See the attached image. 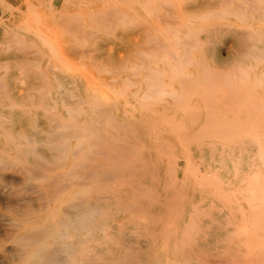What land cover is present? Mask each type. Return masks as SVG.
<instances>
[{"label":"rangeland","instance_id":"374dc122","mask_svg":"<svg viewBox=\"0 0 264 264\" xmlns=\"http://www.w3.org/2000/svg\"><path fill=\"white\" fill-rule=\"evenodd\" d=\"M166 1L0 0V264H26L24 247L26 250L27 248L20 239L24 233H27L28 227L31 225L26 220L28 217L40 220L49 214L47 195H43L45 194L46 182L47 184L50 183L52 188L54 182H56L55 187L60 186V181L57 179L61 177L53 176L52 173L56 175V172H58L55 171L54 173L53 169L56 170L58 166L61 169L68 168L71 164L72 155L64 157L63 151L57 154L51 148L50 140L53 139V136L55 137L54 140H61L64 132L73 131L61 126L63 123L61 118L68 123L65 118L70 116V111L66 110V106L86 110V112L82 110L79 113L81 119L83 117L89 118L88 114L94 113L95 110L99 113L98 120L102 119V121L93 122L90 129V131H93L97 126H100L95 131L97 134V131L100 130L102 135L99 134L100 132L97 135L95 134L93 141L90 140L83 151L79 152L75 139L70 143L68 150L77 152L76 160L79 161L83 154H86V157L89 153L90 155L96 154V151L95 158L99 159L100 151H93L91 148L95 145H92V142L99 140L97 141L99 144L101 140L106 153L104 157H100L102 160L100 161L102 163H100L102 165L100 167L102 169L105 166V171H103V168L102 171L100 169L97 172L100 174L106 172L103 174L104 176L120 173V177L115 180L117 185L111 182L114 179L107 183V177L101 179L104 176L99 174H97V177L101 181L97 177H95L97 179L95 180L93 178V167L95 166L98 169L96 165H99L97 163L99 160H92L93 165L95 164L94 166L91 164L93 167L89 164V161H86L88 164L85 163L86 166L84 165L83 168L86 172L85 176L83 175L80 178L85 181L83 183H86V185H90V181H87L89 183L87 184L86 179L88 180V177L91 179V185L87 186L91 189L90 196L97 200L100 199V202L95 204H99L104 215H112L115 206L123 207L122 203L109 204L115 198L121 196L125 201H131L130 203L133 206L138 204L132 209L133 211L135 208L138 209H135L137 211L135 216L137 217L126 207L116 211L113 217H110L108 222L110 232L108 231V239L104 242L105 245L118 246V237L121 236V233H124L127 244L143 243L155 237L157 240L156 245L159 247L165 245L169 235L177 233L180 236H189V239L183 240V242L195 245L198 252L201 250L200 248L206 251L205 258L198 256L197 260L202 261L204 258L208 264H212L220 258L235 257L234 245L236 243L243 244L247 241L234 238L237 234L247 236L249 233L247 234L245 231L249 232V226L253 225L249 221V209L246 202L242 201V198L239 197L240 193L235 191V187L231 184L235 181L230 176L218 179L210 172L214 164L210 165L213 162L209 159V156H206L207 153L204 151L209 148L207 139L199 142L189 139L186 142L189 134L204 130L202 127L203 121L193 122L188 110L191 113L192 111L206 112L207 96L211 98V96L214 97V94L216 96L215 100L223 99L225 101H220L219 108H225L226 100H229L228 93H231L230 99L234 98V94L239 89L238 82L235 84L230 82V88H228L227 83L218 88L216 81L202 78L204 75L203 70H205V73L213 70L216 66V64L215 66L212 64L214 59H217L224 68H227L235 57H242L241 53L235 48L240 39L248 35L249 28L247 27L249 24L256 23L260 25L263 23L264 0H254L256 3L258 2L257 5L259 6L256 5L257 7L254 8L253 5L251 7L247 4L249 0L247 2H244L245 0H235V2L229 0L228 3L227 0H225L226 2L222 0H170L166 3L167 7H162V4L166 5ZM251 1L249 2L251 3ZM255 2L254 4H256ZM237 3L242 5L238 6ZM241 7H245L246 11ZM153 9L156 12H153ZM223 9L228 10L229 13L226 10L223 11ZM171 11L174 15L167 14ZM247 14H249V17ZM204 17L209 18L204 19ZM180 25L181 27H179ZM239 26L241 27L239 28ZM162 29L164 31H161ZM149 35H152L151 39L154 38L153 43L157 41V45H154L153 48ZM156 37H161L160 42L155 41ZM168 39L170 42L167 41ZM173 44L176 46L175 48H173ZM166 46H168V49L173 48V50L170 49L172 52L178 50L177 56L180 60L181 54H184L182 58L184 57V62H189L190 66L189 63H184L183 60L178 59L177 62L184 65L185 68H181V66L176 68L177 56L175 55L176 58L172 57L174 58L172 59L171 54H169L170 50L168 51L167 48L166 55H164V47ZM186 47H188V50L191 48V51H185ZM152 49L155 50L152 53H156L150 55L151 57L148 55L150 58H145L147 54H151ZM144 53L147 54L142 57ZM156 55L160 59L155 57ZM202 55L207 58H203L204 63L200 61ZM162 56L165 57V60ZM166 58L169 60L167 61ZM135 63H137L136 66ZM137 65L142 67H139L138 71L135 70L136 67L138 68ZM185 65H188V67ZM157 69L160 70V75L163 74L160 73L161 71L165 73L162 76H164V83L168 84L164 85L167 90L182 92V99L180 98L179 102L178 98L169 95L160 99L157 98L153 102L141 99L142 93L149 86L148 82L146 84L147 80H144L146 74L148 75L147 78L151 77L152 74H158ZM172 69L173 71L176 70L181 77L184 75L190 76L189 79L191 78L192 81L189 79L187 81L186 76L185 78L182 77L183 79L179 77L176 79L174 77L175 80L171 79ZM137 72H139L138 75ZM125 80L126 82L127 80L130 81L126 83ZM160 80H162V77H160ZM133 81L134 84H137L132 86L133 83L130 82ZM128 85H131V87L128 88ZM107 88L112 91V88H114V91L112 92ZM100 90L101 92H99ZM100 93L102 94L100 95ZM206 93L207 96L203 98L202 95ZM103 96L110 101H105L106 99ZM97 98L98 103L96 102ZM92 99L96 101L91 102V104ZM205 100L206 103H204ZM213 100L209 101L208 104H213ZM99 101L102 103L100 104ZM95 102L97 103L96 106L101 108H97ZM140 102H143L142 106ZM145 105L150 107L146 110ZM211 105H208V107L212 108ZM140 106L145 109L141 110ZM230 106L232 105L227 104L226 108H230ZM181 108L182 110H180ZM99 109L103 112L100 113ZM108 111L113 120L105 114H108ZM55 113L57 115L54 117ZM58 115L62 117H60L57 124L55 118ZM172 115L173 120L170 119ZM166 117H169L167 122L172 121L174 125L172 123L167 124ZM109 123L114 127L113 130H118V132L115 131L116 135H114L119 136L116 138L117 140H115V137L110 138L109 136L111 134V137H113V131L110 134L108 133L111 130ZM123 125L126 130L121 128ZM104 128H106L105 132ZM173 128L174 130H172ZM12 132L25 135V139L12 140L9 136ZM102 138L104 140L107 138V141L102 140ZM35 139L39 140V143H36L38 144L36 151L34 149L31 152L28 150L33 145L30 142ZM48 140L50 141L48 142ZM138 140L142 145L136 142ZM108 141L116 147V152L118 150L119 155L124 154L123 157L125 156V158L118 156L117 159L119 160L113 159L112 156H116V152L112 151L110 154V149H113V147ZM130 141H135L132 143H135L136 147L129 144ZM101 143L100 146H102ZM89 144L92 146L90 145V147ZM120 146L126 147L125 151H119L118 147ZM166 146L170 147L166 148ZM93 148H98V145ZM103 151L101 152L104 153ZM168 152L169 155H174L175 159L172 162H176L177 166L180 167L178 171L172 170V165L169 166L168 159L170 157L167 154ZM34 155L35 157L39 156L38 158L41 160L34 159ZM59 155L64 157L63 163H60L62 158L56 159V156ZM90 155L87 158L91 163ZM187 157H191L190 162L193 163L194 168L198 167L197 169H200L201 172L205 171L206 176L201 178L202 180L199 178L200 182L197 178V181H195L191 170H186ZM87 158L84 159V162ZM41 161L46 164H40ZM57 162L58 164L55 166ZM50 163L55 164L53 165L54 168H52L53 166L50 169L48 168ZM132 163H136V165L133 166ZM108 164L113 166L110 167ZM124 164L128 166L125 167ZM116 165L117 167H115ZM118 165L121 166V169ZM131 165L136 168L134 174L132 172L134 168L132 169ZM38 167H43L46 177L48 173L50 176L47 178L44 176L43 180L41 176L43 172ZM59 167L57 169L60 171ZM89 168L92 169L88 171ZM129 168L132 169L131 172L128 170ZM211 175L212 177H210ZM50 178H54V180L52 179L53 183L49 181ZM62 180L61 183L66 182L67 185L70 183L66 181L67 179ZM81 180H79L80 183ZM96 181L101 185L105 184L102 190L98 187L95 188ZM110 182L113 184L108 187ZM68 187L71 188V186ZM181 188L182 194H179L176 189L181 192ZM41 189L42 194L40 193ZM149 191L151 192L149 193ZM65 197L67 204L75 199L71 198L69 193H66ZM153 199L155 201L151 202ZM44 200L46 203L43 202ZM168 202L171 203L170 206ZM240 203L244 204L242 211L239 209ZM69 205L70 209L74 210V206ZM142 210L146 213L145 215L142 214L144 213ZM236 222L239 224L238 231L237 234L233 235L232 232L228 231V227L236 224ZM168 226L175 227L174 230L171 229L173 233ZM190 226H199L200 228L199 230H191ZM80 235V233H74L68 239L71 241L76 239L74 245L78 246L79 237L77 236ZM102 235L103 232L100 231L97 237L100 238ZM179 240L176 242H182V239ZM94 241L92 240V242ZM59 254L60 257L64 256V253L59 252Z\"/></svg>","mask_w":264,"mask_h":264},{"label":"bare ground","instance_id":"6f19581e","mask_svg":"<svg viewBox=\"0 0 264 264\" xmlns=\"http://www.w3.org/2000/svg\"><path fill=\"white\" fill-rule=\"evenodd\" d=\"M167 1L170 2V0H167ZM167 1L165 2V4L167 3ZM222 1L226 2L225 0H222ZM247 1L248 0H245L244 2H247ZM249 1H251V0H249ZM249 1L247 2V4H249V6L252 7V5H253V8L258 6L257 5L258 2L256 3L253 0L256 4H254L253 1H251V3L253 2V4H251ZM144 2H145V0H144ZM228 2H229V0H227V3ZM234 2H235V0H234ZM161 3H162V1H161ZM153 4H154V2H153ZM237 4H238V6L242 5L240 3H237ZM145 6H146V4H145ZM162 7H167V4L166 5L162 4ZM235 8L237 9V6ZM244 8H242V9H244ZM224 10H226V9H223V11ZM154 11L155 10L153 9V12ZM226 11H228V10H226ZM228 13H229V11H228ZM244 13H243V16H244ZM167 14L174 15V14H172V11L169 13L167 12ZM247 15L249 17V14H247ZM169 17H172V16H169ZM207 18H209V17H207ZM207 18L204 17V19H207ZM166 19H168V18L166 17ZM164 22H165V20H164ZM179 27H181V25ZM240 27L241 26H239V28ZM247 28H249L248 35L241 38L240 41L237 43V46L235 48L238 52L241 53L242 57H238V58L235 57L230 62V64L228 63L229 66L227 68H224L223 65H221V63L217 59H214V60H212L213 61L212 64H214V66L216 64V66L215 67L213 66L214 67L213 70L206 72V73H205V70H203L204 75L202 76V78H205L206 80L216 81L217 82L216 85L219 86L218 88H220L225 83H227L228 88H230V82H232L233 84L238 82V84H239L238 92L236 94H234L233 99H230L231 93H228L229 94L228 95L229 100H226V103H225L226 105L229 104L232 106H230V108H226V105H225V108L220 107L221 108L220 109L218 107V105L220 104V101H222V102H225V101L223 99L215 100V97H216L215 94H214V97L211 96V98L212 97L214 98V100L212 98L213 104L212 103H211L212 105L208 104V102L209 101L211 102L212 100H211L210 96H207V93H206L205 95L204 94L202 95L203 98H204V96L205 97L207 96V98H208V102L206 103V100L204 102L207 104V108H206L207 111L206 112H196V111L193 112L192 111V113H191L190 110H188L190 113V118L193 122L200 121V120L203 121L202 127L204 130L197 132V133H193L191 135L189 134V136H188L189 138L186 139V142L189 139H191L193 141H198V142L203 140V139H207V141H208L207 144L209 145V148H207L204 151H206V153H207L206 156H209V159L212 160V162H213L210 165L214 164V167H211L212 169H210V172L212 173L213 176L218 177V179L226 178V177L230 176L231 179H233L235 181V182H232L231 184L233 187H235V191L240 193L239 197L242 198L241 200L242 201L244 200L246 202V205L249 209V221L253 223V225L251 227L249 226V232H247V230L246 231L244 230L245 233H247V234L249 233L247 236L246 235L242 236V235L236 233L238 231L237 229L239 226V224H237V222H236V224L228 227L229 232H232L233 235L237 234L234 237L235 239L244 240V241L247 240V241H245L243 244L242 243H236L234 245L235 250H236L235 254H234V255H236L235 257L232 256L229 258H220L219 260L214 261V263L212 262V264H264V21L260 25L256 24V23H251V24H249V26ZM163 29L161 31H164ZM155 31H156V28H155ZM184 31H186V30H184ZM198 33H199V31H198ZM151 36L152 35H149L148 37H150L149 39L152 42V45H153L152 48H153L154 45H157L156 40H158L160 42L161 37H156L157 38V39H155L156 42L153 43L154 38L151 39ZM198 36H197V38H198ZM153 37H154V34H153ZM183 39H184V36H183ZM167 41L170 42L169 39ZM193 42H194V40H193ZM199 43L201 44V42H199ZM164 44L167 45V43H164ZM186 44H187V41H186ZM195 46H196V44H195ZM167 47L168 46L164 47V49H165L164 55H166V48ZM175 47L176 46L173 44V48H175ZM184 47H185V45H184ZM173 48H169V49L167 48V50L168 51L170 49L173 50ZM186 48H187V50H186ZM186 48L185 49L183 48V49L185 51H189V50L191 51V48L189 50H188V47H186ZM154 49H152L151 54L150 53L149 54L144 53V55L142 57H145L147 54V57H145V58H150L151 57L150 55L156 53V52L152 53L153 51L156 50V49L155 50ZM170 51H169V54H171V58L174 57L175 55L177 56L178 50L173 51V52L171 51L172 53ZM172 54H173V56H172ZM148 55L150 57H148ZM157 56L158 55H156L155 57H157ZM182 56H184V54L183 55L181 54V60L178 58V56H177V58L174 57V58H176V62L178 59L180 61L183 60V62H184L185 59H184V57L182 58ZM162 57H161V60H162ZM205 57L206 56L202 55V58L200 60L201 63L205 62L203 60V58H205ZM157 58L160 59V57H157ZM163 58L165 60V57H163ZM174 58H172V59H174ZM190 58L192 59V57H190ZM205 59H207V58H205ZM168 60L169 59H167V61ZM171 60H170V62H171ZM141 61L143 62V60H141ZM192 61H194V60H192ZM176 62H175L176 68H177V66H178V68L180 66H181V68L184 67V65H181L180 63H178V62L176 63ZM195 62H196V60H195ZM195 62H192V63H195ZM184 63H189V62L186 61ZM136 64L137 63H135V66H136ZM189 66H190V63H189ZM139 67L140 66H138V68L136 67L135 70L138 71L140 68H142V67H140V68ZM155 67H157V65H155ZM186 67H188V65ZM143 68H144V66H143ZM155 70H156V68H155ZM157 70H158L157 71L158 74L153 72L155 74H152L151 77L147 78L148 75L146 74V76H145L146 79H144V80H147L146 84L149 83V86L142 93L141 99H143L145 101L149 100L147 102H150V100L153 102V101H156L157 98L160 99L166 95H169V96H172L173 98H176V99L178 98V102H179L182 99V96H181L182 92L180 93L179 91H176V90H167L165 88L167 83L166 84L164 83V80H163L164 76H162L165 73L161 71L160 73H163V74L160 75L159 74L160 70L159 69H157ZM153 71H154V69H153ZM172 71H173V69H172ZM135 73H136V71H135ZM138 73L139 72H137V75H138ZM137 75H135V76H137ZM185 76L187 77L186 79L188 81L190 76L188 77L187 75H184L182 77L185 78ZM160 77H162V80H160ZM174 77H175V79L178 77L182 78L181 76H179V74L177 73L176 70L173 71V74H171V79H174ZM125 79H128V78H125ZM171 79H169V80H171ZM189 80H191V78ZM129 81L130 80H127L128 83H129ZM125 82H126V80H125ZM125 82H124V85L127 83V82L126 83ZM130 83H133L132 86L137 84V83L134 84V81L130 82ZM95 84L97 85V83H95ZM204 85L207 86V84H204ZM123 87H126V86H123ZM129 87H131V85H128V88ZM109 88H107V89H109ZM128 88H126V89H128ZM112 89L114 91V88H112ZM109 90L112 91L111 89H109ZM99 92H101V90ZM96 93H97V91H96ZM101 94L102 93H100V95ZM103 94H105V93L103 92ZM114 94H115V92H114ZM4 95H5V93H4ZM8 95H9V93H8ZM40 95H41V93H40ZM191 95L193 96V93ZM103 98H104V96H103ZM8 99H10V98L8 97ZM104 99H106L105 101H110V100H107V98H104ZM92 100L90 101V103L96 101V100H93V101ZM33 101H35V100H33ZM43 101H45V100H43ZM96 102L98 103V98H97ZM96 102H95V106L97 104ZM166 102H167V100H166ZM99 103L101 104L102 102L99 101ZM140 103L139 104L142 106L143 102H140ZM175 103H176V101H175ZM145 104H148V103H145ZM126 105H128V104H126ZM208 105H211L213 107L210 108V107H208ZM96 107L99 108L100 106H96ZM145 107L147 110L148 107H150V106L145 105ZM65 108H66V110L70 111V116H68V118H65V120L68 121V123L64 122L63 118H61V120L63 122L61 124V126L63 128L66 127L69 130H73V131L64 132L62 134L61 140H57V141L54 140L55 137L53 136L54 135L53 134L52 135L53 139H50L51 140V148L53 150H55L57 154L60 151H63L64 157H66L67 155H70V156L72 155V161H70L71 164L68 168H64V169L62 168L61 169L58 166L60 168V171H59V169H57L58 167L56 168V170L53 169L54 173H55V171H58V172H56V175H54L52 173V171L50 170L53 176H56V177L60 176L61 178L58 177L59 179H57L60 181V182L57 181L60 184V186H57L58 185V183H57V185H56L57 187H55L56 182L53 183V181H52V179L54 180V178H52V179L50 178L51 180H49L50 182L52 181L53 188L51 187L50 183L47 184V182H46L47 186L45 185L46 189L44 191L45 194H43V195H45V196L47 195L46 199L48 201V207H49L48 213L49 214L45 215L40 220H38V219L36 220V218L32 219V217H28V219L26 220V222L30 223L31 225L28 227L27 233H24L20 237V239L23 241L24 245H26V248H27V250H26L24 247V250L26 251L25 263L26 264H208L206 262V260H204V258H205L204 256L206 255V251L203 250L202 248H200V246H199V248L201 250L198 252L197 249L195 248V245H190V244H188V242H183V240L184 241L188 240L189 236H185V235L180 236L177 233L169 235L168 236L169 238L167 239L165 245H162L159 247L156 245L157 240L155 237H152L147 242H143V243L142 242H136L134 244H127L125 239H124V233H121V236L118 237L119 238L118 239V243H119L118 246H112V245H105L104 244V242L108 239V234L110 232L108 230L110 227V225L108 223L110 221V217H113V215L116 211H119L125 207L127 209L129 208L135 216L136 212H137L136 210H138V209L135 208L136 210L134 209V211L132 209L136 205L138 206V204H134V206H133L130 203L131 201L130 202L125 201L123 196L115 198L112 201V203H109V204L113 205L114 202H116L118 204L122 203L123 207L115 206L114 211L112 212V215H104L103 212L101 211L102 209L100 208L99 204L98 205L95 204L97 202H100V199L97 200L96 198H93L90 196V193H91L90 190L91 189L87 186L91 185V179H89V177L86 175L88 177V180L86 179V182L90 181V185H86V183H83L84 180H81L80 177H82L83 175L85 176L86 172L83 168H84L86 161H89V164L93 165L92 160H95V161L99 160V161H97V163H99V165H96V166H98V169H97V167L95 168V166H94L95 164L93 165L94 167L91 165L96 170L95 171L93 169V174H94L93 178L94 179H95V177H97V174L102 176L103 174L106 173V172L105 173L103 172V174H100L97 172L98 170L101 169L100 165L102 163L100 161H102V160L100 159V157L105 156L106 149L103 146V144L101 143V140H100L99 144L97 142L99 140H97V141L95 140L96 142H94V143L92 142V145L95 144V145H93V147H96V145H98V148L99 147L100 148L102 147V148L100 150L98 148H96V149L93 147L91 148L93 151H96V150L100 151L99 159L95 158L97 151L95 152L96 154H93V155H90V153L88 154L91 156L90 157L91 163H90V160H88V158H89L88 155H87V157H88L87 158L86 154H83L78 161V159L76 160L77 152L76 151L74 152V150L69 151L68 149H69L70 143L73 142V140L75 139V144L77 145V148L79 147L78 148L79 152L83 151L85 149L84 147L86 145H88L89 141L90 140L93 141V138H95V134H96L95 130L97 129V127L100 128V126H97V127L95 126L96 128L94 129V127H93L94 130L90 131L93 122L102 121V119L98 120V117H99L98 114L99 113L96 112V110L94 111V113L88 114L89 118L83 117L81 119V118H79V116H80L79 113L82 110L84 112H86V110H84L83 108H79V107H76V108L73 107L72 108L71 106H66ZM217 108H219V109H217ZM142 109H145V108L141 107V110ZM184 109H186V108H184ZM99 110H100L99 111L100 113L103 112L101 109H99ZM180 110H182V108ZM48 111H49V109H48ZM52 111L54 112V110H52ZM57 113L59 114V112H57ZM105 114L109 118H112V115L109 114V111H108V114L107 113H105ZM129 114H130V112H129ZM56 115L57 114L55 113L54 117ZM106 115H104V116H106ZM58 117H59V119H58ZM58 117L55 118V120L57 119L56 120L57 124H58V120H60V117H62V116L58 115ZM172 118H174L173 115L171 116L170 119H172ZM165 119L167 122L169 117L168 118L166 117ZM111 120H113V118ZM115 122L117 123V121H115ZM99 123H102V122H99ZM168 123L173 124L172 121L167 122V124ZM118 125H119V123H118ZM102 127H103V125H102ZM110 127H111V130L108 131V133L110 134V132L113 131L112 132L113 137H111V134H110L109 135L110 138L115 137V140H117L116 138L119 136H114V135H116L115 131L117 129L113 130L114 127L112 125H110V123H109V128ZM123 127H124V125L121 126V128H123ZM170 127H173V126H170ZM103 130L105 132L106 128H104ZM124 130H126V129H124ZM172 130H174V128ZM94 131H95V133H93ZM117 132H118V130H117ZM98 133L102 135L100 130L97 131V134ZM124 134H125V132H124ZM9 136L12 140H19V139H23V138L25 139V135L17 134L14 132L10 133ZM50 136H51V134H50ZM103 138H105V136H103ZM103 138H102V140H104ZM107 138L105 139L106 141H107ZM178 139L181 140L180 137H178ZM50 140H48V142ZM132 142H135V141H130L129 144H132L136 147V144L132 143ZM136 142H139V140ZM36 143H39V140L35 139L32 142H30V144L31 145L33 144V145L28 150L33 152L35 149V151H36V147L38 145ZM100 143L102 146H100ZM169 144H171V143H169ZM90 145L91 144H89V146ZM110 145H112V147H113V149H110V154L112 151L116 152V147H114L113 144H111V143H110ZM168 147H170V146H168ZM168 147L166 146V148H168ZM114 148H115V150H114ZM118 148H119V151H122V150L125 151L126 147L124 148V147L120 146ZM172 149H174V148H172ZM101 151H103L104 153H102ZM161 151H163V150H161ZM161 151H159V152H161ZM107 153H109V151H107ZM167 154L169 155L170 153L168 152ZM35 155H34V159H36V160L38 159V161H40L41 159L38 158L39 156L35 157ZM123 155L122 156L119 155L118 150H117L116 156L115 155H113V156L111 155V156L113 157V159L115 158V160H116L118 158V156L123 157ZM171 155H172V157H171ZM171 155H169L170 158L168 159V164L170 163L169 166L172 165L171 166V168H173L172 170L178 171L180 169V167L177 166L176 162L173 163L175 157L173 154H171ZM106 156L108 157V155H106ZM64 157L59 155V156H56V159L62 158L61 159L62 162H60V163H63ZM85 157L87 158V160H85V162H84V159H86ZM140 157H142V156L140 155ZM123 158H125V156ZM138 158H137V160H138ZM177 158H176V160H177ZM190 158L191 157H187V163H186L187 168H186V170L187 169L191 170L192 174L195 177V181H197V179L199 181V178L200 179L205 178V176H206L205 171L201 172L200 169H197L198 167L194 168L193 163L190 162ZM133 159L135 160V158H133ZM133 159H131V160H133ZM117 160H119V159H117ZM139 160L142 161V159H140V158H139ZM172 160H173V162H172ZM42 163H45V162L41 161L40 164H42ZM47 163H49V162H47ZM54 163H50L49 164L50 166L48 168L50 169V167L55 165ZM57 164H58V162L56 163L55 166H57ZM86 164H88V162ZM126 164H129V163H126ZM126 164H124L125 167L128 166ZM80 165H81V167H79ZM108 165L110 167L113 166L111 164H108ZM124 165H123V167H124ZM132 165L135 166L136 163L135 164L132 163ZM132 165H131V167H132ZM31 167H33V166H31ZM115 167H117V165ZM52 168H54V166ZM119 168L121 169V166H119ZM130 168L128 169L130 172L134 168V170L132 171L134 174L135 173L134 171L136 170V168L135 167H132V169H130ZM91 169L89 168L88 171ZM102 169H103V171H105V166H103ZM102 169H101V171H102ZM39 170L40 171L42 170L41 172H43L44 175L41 172L40 173L42 175L40 173L39 174L43 177V180H44L45 172L43 171V167H40ZM88 171H87V173H88ZM127 171H125V172H127ZM33 172H34V170H33ZM125 172H123V173L125 174ZM191 172H190V174H191ZM129 173H128V175H129ZM37 174H38V172H37ZM93 174H89V175H93ZM95 174H96V176H95ZM117 174L112 173L109 175L107 174L106 176L103 175L104 177L101 179H104L107 177L108 181L105 179L107 181V183L110 180L114 179L111 182H114V185H117V184H115V182H116L115 180H117L120 177L119 176L120 173L117 172ZM207 174H209V173H207ZM47 175H48L47 177L50 176L49 173ZM212 175L210 177H212ZM38 177H39V175H38ZM47 177L45 176V178H47ZM115 177H116V179H115ZM68 178H69V180H68ZM172 178H173V176H172ZM62 179H64V181H65V179H67L66 181H68L70 183H68V185L65 184L66 182L61 183V182H63ZM97 179H99L101 181L100 178L97 177ZM97 179H95V180H97ZM55 180H56V178H55ZM79 180H81L82 181L81 183H83V184H81ZM183 180H184V178H183ZM111 182L109 183V186L107 185V183H106V185L108 187H111V185L113 184ZM122 182H124V181H122ZM122 182H121V184H123ZM199 182H198V184H199ZM87 184H89V183L87 182ZM184 185H185V183H184ZM68 186H71V188ZM104 186H105V184L101 185L97 181L95 182V188L98 187V189L102 190ZM129 186H130V183H129ZM141 186H143V185H141ZM93 190H94V188H93ZM176 190H178L179 194L180 193L182 194V188H181V192L179 191V189H176ZM113 191H114V189H113ZM117 191H118V189H117ZM150 192L151 191H149V193ZM40 193L42 194V189H41ZM66 193H69L71 198H75L73 200V202L72 201L70 203L68 202L69 204H71V207L74 206V210H71L70 205L67 204V200L65 199ZM219 193H218V195H219ZM145 195H147V194L145 193ZM153 195H155V194H153ZM124 197H126V196H124ZM181 197H182V195H181ZM45 200L43 202H45ZM153 201H155V200L153 199L151 202H153ZM170 205H171V203H169V206ZM26 207H27V205H26ZM33 207H34V205H33ZM127 209H126V211H127ZM239 209H240V211H242L244 209V204L240 203ZM25 210H26V208H25ZM37 210H38V207H37ZM39 210H42V209H39ZM142 211L144 212V210H142ZM142 214L145 215L146 213L144 212ZM30 216H31V214H30ZM131 217H132V215H131ZM135 217H137V216H135ZM119 220H120V218H119ZM170 224H168V225H170ZM173 226H175V224H173ZM173 226H172V228L174 230L175 227H173ZM172 228L169 227L170 230ZM199 228H200L199 226H190L191 230H199ZM245 229H246V227H245ZM173 230H171L172 233H173ZM100 231L103 232V235L100 238H98L97 235L99 234ZM74 233H80L81 234L80 236H77V237H79L78 238V246L74 245V243H75L74 240H76V239H74L73 241L68 239V237L73 235ZM152 235H153V233H152ZM163 238H164V236H163ZM71 239H73V238H71ZM179 239H182L181 240L182 242H176V241H180ZM92 240H95V241L92 242ZM59 252H61L62 254L64 253V256L63 255L61 257L58 256V255H60ZM23 255H24V252H23ZM198 256L204 257L203 260L202 261H200L199 259L197 260ZM208 259H210V258H208Z\"/></svg>","mask_w":264,"mask_h":264}]
</instances>
